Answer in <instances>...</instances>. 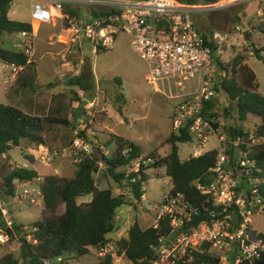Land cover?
<instances>
[{
	"label": "built area",
	"instance_id": "1",
	"mask_svg": "<svg viewBox=\"0 0 264 264\" xmlns=\"http://www.w3.org/2000/svg\"><path fill=\"white\" fill-rule=\"evenodd\" d=\"M226 0H222L225 2ZM249 0H236L240 5ZM254 10L243 14L242 26L229 33L215 32L206 35L198 30L193 21V15L204 8L189 6L176 0H30L31 20L49 24L53 16L50 9L57 12L63 27L67 28L71 43L84 40L97 49L111 50L118 34L130 37L132 51L146 62L149 74L147 81L153 87L161 82H168L172 89L171 99L177 100L171 116L173 133L178 135L186 129L194 152L189 158H196L211 139L218 143L217 156L211 169L212 181L198 184V190L209 196L214 208L210 216H220L208 223L203 222L196 228L186 232L185 222L190 220L191 213L186 211L187 204L178 195L164 198L160 213L156 216L154 228H157L160 218L170 220L172 234L184 229V233L169 239L162 237L156 252L159 256L156 264H174L187 258L192 260V252L200 245L210 244V249L224 250L229 260L235 257L234 264L242 260L252 261L264 251V240L250 233V219L253 216L264 217V201L257 197V190L251 179L255 163L249 158L250 149L264 145V137H258L255 132L229 136L226 128L216 119L205 116L206 104L217 96V84L220 71L214 61L223 53L229 39L240 36L243 43L255 44L254 36H264V0H252ZM86 6L100 15L92 16L90 22H84L77 16L65 10V6ZM14 49L27 57L30 64L34 54L36 35L32 32L19 33ZM4 63V62H3ZM24 67L4 63V69L15 77ZM90 148V147H89ZM87 143L75 138L70 146L69 156L78 164L82 157L91 152ZM231 152L234 161L231 162ZM58 157V153L42 149L36 159L43 164H49ZM187 158V160L189 159ZM141 164L145 162L138 158L127 166L126 176L133 183L141 178ZM243 179L247 182L245 190L240 189ZM34 190L24 189L23 194H17L18 185L15 182L18 201L26 200L30 205H38L42 199L39 183ZM28 184V183H25ZM9 210L0 202V246L16 242L20 248L17 231L14 229ZM19 225V224H17ZM19 232L28 233L30 227L19 225ZM27 240L30 236L27 235ZM97 258L108 255L118 260L116 245L112 242L95 250ZM226 256L220 258V264ZM62 258H57L55 264H61Z\"/></svg>",
	"mask_w": 264,
	"mask_h": 264
},
{
	"label": "trees",
	"instance_id": "2",
	"mask_svg": "<svg viewBox=\"0 0 264 264\" xmlns=\"http://www.w3.org/2000/svg\"><path fill=\"white\" fill-rule=\"evenodd\" d=\"M141 1V0H135ZM189 6L214 5L222 0H176ZM12 0H0V39L4 35H14L22 32H32L28 23L16 22L8 17ZM75 16V12L68 11ZM93 16L100 15L92 11ZM253 55L264 62V47L255 49ZM102 51L106 52L107 50ZM27 57L16 50H5L0 46V61L24 68ZM220 71L217 93H224L229 104L224 106V115L233 119V124L226 127L231 137L248 133L249 119H255V133L264 137V96L259 93V84L255 74L245 65L246 58L236 55L230 62L222 63L219 58L214 59ZM65 86L78 89L86 97L93 94L94 81L89 70L83 69L78 76L67 79ZM70 93V91H68ZM67 92V93H68ZM118 100L123 102L120 94ZM74 101V100H73ZM215 101L206 104L205 116L212 119L216 115ZM220 110V109H219ZM120 112V109L118 110ZM53 126L60 124L66 128L70 122L66 118L55 119L53 116L41 118L25 115L17 108L0 104V155L4 156L12 148L20 147L22 141L31 146H46L47 137L44 124ZM78 138L85 139V133H78ZM190 142L186 129L178 135L171 133L163 145L170 147L169 153L160 158L154 150L144 156L142 148L118 136L110 135L109 144H114L112 156L107 157L98 149L97 142L89 140L93 145L91 153L82 157L76 164L73 177L64 178L55 174L47 175L39 183L43 208L40 219L30 225V232H19V225L14 229L18 233L20 248L17 254L8 253L0 258V264H55L57 258H62L61 264H68L71 260H80L90 254L93 249H99L110 242L108 235L114 229L117 210L128 205L120 195L115 196L110 189H99L95 175L99 173V164L105 166L104 175L110 178L120 188H128L135 203H140L144 195V184L148 181L145 173L147 169L164 168L165 175L170 179L172 188L168 195H181L187 204L186 211L191 213L190 220L185 222L184 229L189 231L203 222H212L220 216H210L215 210L209 196L202 194L197 186L212 181L211 169L215 165L217 151H208L196 158L182 161L178 156V145ZM231 162L234 153L231 152ZM141 158L148 162V166L141 164V178L131 182L126 176L127 166L131 161ZM249 158L255 163L251 175L253 185L257 190V197L264 201V145L250 149ZM8 158L6 157V160ZM33 161L34 158H28ZM7 174L0 180V199L14 198L16 195L15 182L31 183L40 178L34 169L13 167L6 162ZM240 189H246L247 182L243 179ZM91 196L88 203L78 204L77 199ZM136 209V208H135ZM109 220V222H108ZM109 224V225H108ZM27 235L30 240H27ZM172 227L167 217L160 218L157 228L153 225L144 228L135 221L128 229L127 237L116 241L117 256L124 257L130 264H156L159 256L156 248L162 237L171 238ZM256 238L264 240L263 234L255 233ZM210 244L204 243L192 252V260L182 258L174 264H220V259L210 253ZM114 256L108 255L97 258L93 264H114ZM234 264L235 257L229 260ZM239 264H264V251L252 261L242 260Z\"/></svg>",
	"mask_w": 264,
	"mask_h": 264
},
{
	"label": "rangeland",
	"instance_id": "3",
	"mask_svg": "<svg viewBox=\"0 0 264 264\" xmlns=\"http://www.w3.org/2000/svg\"><path fill=\"white\" fill-rule=\"evenodd\" d=\"M236 0H226L225 2H218L214 5H199L198 7L215 8L214 10H203L199 14L206 19V27L210 34L218 32L220 34L232 32L236 26H242L243 14H250L254 10V2L252 0L235 4ZM12 18L17 20L16 22H29L30 21V2L28 0H12ZM68 8V7H65ZM97 12V11H93ZM92 15L91 10H89ZM93 16V15H92ZM38 40L35 42L40 44V40L47 42L46 33L38 31ZM15 39H20L19 34L10 35ZM255 44L243 43L240 36H235L229 39L228 43L223 48V53L218 57L220 62L228 63L236 55H243L246 58L245 65L255 74L257 82L259 84V93L264 96V62L258 60L253 55L252 46L255 49H261L264 47V36H254ZM83 43L81 52L78 57L70 55V52H63L60 56L55 57L52 60L55 50L49 47L47 44L42 46L39 50L38 59H41L43 64L47 63L48 69L41 71L40 84L36 86V91L44 98L50 94H44L50 91L47 83L55 82V75L52 73L55 69L54 60L61 62L62 58L70 63V68L67 69L64 79L70 78L76 75L77 66L80 61H83L81 65V71L87 69V72H91L94 89L93 95L100 98V107L107 105L106 110H111L114 126L110 125L112 133L123 136L132 140L138 144L144 155L159 149V157L162 158L169 153V146L161 145L171 132L170 115L172 108L177 103V100H168L165 96L155 91V88L147 81L149 69L145 61H143L138 55H136L130 47V37L125 34H118L114 47L109 51H102L97 49L94 54L93 46L87 41H80ZM13 42L9 41L8 45H4L3 48L12 47ZM264 57V54L262 55ZM217 67V66H215ZM218 68V67H217ZM219 69V68H218ZM80 71V72H81ZM4 63L0 61V103H3V96L1 89L3 88L2 81L4 79ZM6 77V76H5ZM8 79V78H6ZM171 89V88H170ZM44 92V93H43ZM66 93V92H65ZM61 95L65 96L69 100L68 107L72 108L73 105L77 106V110L65 111V115L59 118H66L70 122V127L66 128L61 126L60 131H56L54 126L44 124L46 136L49 142H51L50 153H58V157L49 162L48 165L36 161L31 164L28 158H35L34 150L35 146L29 145L26 141H22L20 147L12 148L6 155H0V180L7 174V165L12 163L13 167H31L34 170L42 173V170L49 173L50 171H57L58 175L64 178H71L76 171V163L73 158L69 156L70 146L75 138H78V133L84 132L86 138L81 139L87 143L90 141L95 142L94 134L91 130H99V126L103 116H98L95 113V108L89 110L85 107L89 105V97L78 89H71L70 93ZM62 94V93H61ZM122 94L126 99V104L122 109V115L118 114L116 109L120 105L118 96ZM168 94V93H166ZM58 96V95H57ZM55 95H53V98ZM74 100V101H73ZM110 100L111 103H108ZM71 101V102H70ZM108 101V102H107ZM215 105L220 108L216 113L214 119L219 121L225 128L228 125H232L233 119L227 118L224 115V106L229 104L227 97L224 93H218L214 98ZM74 102V103H73ZM67 105V104H66ZM69 108V109H70ZM106 108V107H105ZM70 112L74 115L71 116ZM173 113V112H172ZM108 115L105 114L106 118ZM46 117H41L44 120ZM100 121V122H99ZM128 121V122H127ZM257 121L250 118L248 123V133L255 132V125ZM96 132V131H95ZM100 136V135H99ZM101 137V136H100ZM90 152L94 148L93 145L88 144ZM98 149L104 153L107 157L111 156L114 151V144H109L107 148H104L106 144L101 142L98 145ZM178 156L180 160H186L193 152L194 147L190 143H184L178 145ZM218 143L215 139H211L203 149V153L217 150ZM33 150V151H32ZM39 151V150H38ZM6 157L8 158L6 160ZM148 162H145L144 166H148ZM148 170V169H147ZM105 166L103 163L99 164V173L95 175V180L99 189H110L115 196L120 195L126 201H131L132 205L139 212L140 208H144L148 213L153 212L155 216L160 213L165 196L172 188L170 179L165 175L164 168L149 169L147 172L148 181L144 184V203H135L132 199L130 190L128 188H120L110 178L104 175ZM127 172V170H126ZM36 184L29 185L24 188L20 185L17 194L22 195L24 189H36ZM249 187V186H248ZM247 187V188H248ZM91 201V196H85L77 199L78 204L88 203ZM0 202L10 211L11 219L16 224H24L30 227L33 223L37 222L41 216V206L30 205L26 200L18 201L14 198L0 199ZM140 204V206H139ZM145 206V207H143ZM154 216V217H155ZM141 226L144 228L151 226V221L145 223L139 220ZM250 233L263 234L264 235V217L253 216L250 219ZM126 235V230L117 231L114 227L113 231L108 235L111 239L110 242L116 243ZM19 249L16 242L10 243L6 246H0V258L8 253L17 254ZM211 254L222 259V256H226L221 263L231 264L229 261L228 253L224 250L212 249ZM117 264H130V262L123 258L121 260H114ZM97 262V256L95 249L90 251V254L80 260L68 261V264H93Z\"/></svg>",
	"mask_w": 264,
	"mask_h": 264
},
{
	"label": "crops",
	"instance_id": "4",
	"mask_svg": "<svg viewBox=\"0 0 264 264\" xmlns=\"http://www.w3.org/2000/svg\"><path fill=\"white\" fill-rule=\"evenodd\" d=\"M28 1L30 2V0H28ZM65 7H68V8H65L66 11L75 12V16H77L79 19L83 20L84 22H90L91 21L92 15H90V13H89V10H90L89 7H86L84 5H82V6H65ZM12 12L13 11H12V5H11V9L9 11L8 17L13 21H17V20H14V18H12V15H14V13H12ZM30 13H31V5H30ZM50 13L53 16V19H52L51 23H49V24H43V23L35 22V21L31 20V17H30L29 22L20 21L23 23H28L32 26V28H33L32 33L34 35H36L35 41L38 40V36H37L38 31L45 32L47 42L44 43L45 40H40L41 41L40 44H37L36 42H34V54L32 57L31 64H30L31 66L28 68L27 67L23 68L15 77L9 72V70H5L4 79L2 81L3 88L1 89V94L3 96V103H0V104L13 106V107L17 108L18 110H20L21 112H23L25 115H28L30 117L41 118L43 116L44 117L53 116L55 119H58L60 116L65 115L66 110L67 111L77 110V106H75V105H73L72 108L69 107L70 109L67 108L69 100L67 99V97L61 96L65 92L67 93L68 91H71L70 88L65 86V82L69 78L64 79L65 74L67 72V69L70 68V63L66 60V58H62L61 62L60 61L56 62L55 60L53 61L55 69L52 73L55 75L56 80L53 83H47V85H49L50 91H47L45 93L43 92V93L44 94L49 93L50 95L47 97L45 96L43 98L35 89H36L37 85H41L40 84L41 71H46L48 69L47 68L48 65H47V63L43 64L42 61H40L41 59H38L39 58L38 53H39V50L42 49V46L47 44L49 47L54 48V50L56 52L55 54H53L52 60L55 57L60 56L63 52L67 53L69 51H71L70 55H73L74 57H78L79 53L81 52L82 45H83V43L80 41H84V40H77L76 43L72 44L71 39H70V35L67 31V28L63 27L60 19L57 17V12L50 9ZM199 13L200 12L195 13L193 15V21L195 23V26L198 30H200L204 34L210 35V32L208 31V29L206 27V19L204 17H202V15H200ZM9 41L13 42L12 47L10 46V48H3V43H4V45H8ZM14 44H15V39L13 37H10L9 35H4L0 39V46L5 50H15ZM82 64H83V61L81 60L79 65L77 66V71L75 72L76 73L75 76H78L81 73L80 71L82 69L81 68ZM6 78H8V79H6ZM155 91L162 94L163 96H165L168 100H174V99H171L172 89H170V84L168 82L159 83V85L155 88ZM166 93H168V94H166ZM53 95H55L54 98H53ZM100 101L101 100H100V98H98V96L95 97L92 94V96L89 97V105L85 107L86 109H88V107H89V110L95 108L94 114H98V116H100V115L103 116V119L101 120L102 124H100L99 130L98 131L95 129L91 130L92 133L94 134L95 142H97L98 144H100L101 142H104L106 144L109 142L110 135L118 136L124 140L133 142L130 139H127L123 136H119V135L112 133V131H111L112 129L109 126L110 125L114 126L115 124L112 121L113 118H112L111 110L110 109L106 110L108 107L107 105H105V106L103 105V107L101 106V108H99L100 107V104H99ZM108 103H111L110 100ZM125 104H126L125 98H124L123 102L120 100V105L116 109L118 114L122 115V109H123ZM119 109H120V112H118ZM173 109H174V107L172 108V112H173ZM219 109L220 108L217 106L216 113L219 111ZM172 112L170 115V121H171ZM70 113H71L70 114L71 116L74 115L73 112H70ZM105 114L108 115L106 118L104 117ZM53 126H54V129L56 131H60L59 130V128L61 127L60 124H54ZM171 127H172V125H171ZM171 133H173L172 128H171L170 134ZM46 139H47V145L46 146L35 147L36 149L34 150V154L36 157L38 155V150L42 151V149H45L47 151H50L51 146H53V145H51V142H49L48 137ZM133 143H135V142H133ZM163 144L161 145V147L164 146ZM104 148H107V147L104 146ZM156 150L159 151V149H156ZM169 151H170V149H169ZM113 152L111 154H113ZM159 155L160 154L158 152V156ZM36 157L33 159V161H29V159H28V161L31 164H34L36 161H38L36 159ZM182 161H185V160H182ZM38 162H40V161H38ZM40 163H42V162H40ZM10 164L12 165V163H10ZM42 165L44 166V164H42ZM46 165H48V164H46ZM23 168L33 169L31 167H28V166L23 167ZM148 170H146V172H145L146 174H147ZM51 174L58 175V172L55 170L53 172L50 171L49 173H47V172L42 170V173H39L41 179L44 176L51 175ZM33 184L37 185V183L35 181L28 183V184H25V183L19 184L18 189H20V185H23L24 188H27L29 185H33ZM36 188L38 190V185L36 186ZM31 190H34V189H31ZM129 202L130 203L128 205H123L122 207H120L117 210L116 218L114 220V227L117 229V231H121V233H122L123 228L126 230V235L124 236V238L127 237L128 229L135 221H137L139 224H140L139 220L143 223H145L146 221H151L150 225H152L154 223L155 218H156V216L153 215L154 214L153 212L148 213L144 208L139 207L140 211L138 212L137 209H135V207L132 205V202L131 201H129ZM144 202H145V198L143 195L142 201L140 203H144ZM38 206H41V210H42V208H43L42 199L38 200ZM139 206H140V204H139ZM143 207H145V206H143ZM19 225H24V224H19ZM109 240H111V239H109ZM123 258L124 257H119L118 261L123 259ZM114 264H117V263L114 261Z\"/></svg>",
	"mask_w": 264,
	"mask_h": 264
},
{
	"label": "water",
	"instance_id": "5",
	"mask_svg": "<svg viewBox=\"0 0 264 264\" xmlns=\"http://www.w3.org/2000/svg\"><path fill=\"white\" fill-rule=\"evenodd\" d=\"M219 79H221V76L219 77ZM108 222H109V220H108ZM109 225V224H108ZM184 233V229H181V230H179L178 232H175V233H173L172 235H171V239L173 240V239H175V237H177L178 235H181V234H183Z\"/></svg>",
	"mask_w": 264,
	"mask_h": 264
}]
</instances>
